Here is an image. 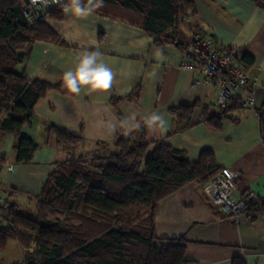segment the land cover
<instances>
[{
    "label": "crops",
    "instance_id": "crops-1",
    "mask_svg": "<svg viewBox=\"0 0 264 264\" xmlns=\"http://www.w3.org/2000/svg\"><path fill=\"white\" fill-rule=\"evenodd\" d=\"M190 1L194 15L189 23L179 24L178 40H188L190 28L197 27L217 46L235 48L239 57L250 58L246 72L258 83L246 91H252L254 106L238 105L224 116L220 130L211 129L204 114L217 113V93L210 86L194 85L195 72L180 68L184 45H157L158 36L149 35L133 14L117 7L100 4L87 15L74 16L65 10L70 0L61 9V20H43L63 44L34 42L16 70L31 80L56 85L64 72L75 70L83 55L96 52L98 62L113 73L111 85L105 90L85 86L72 95L47 91L35 104L30 124L21 130L22 137L37 145L28 163L15 162L18 137L0 134V154L13 166L12 172H1L7 204L29 212L49 174L67 160L66 148L57 146L48 132L51 126L81 138L79 155L112 147L119 137L137 138L141 131L150 144L149 154L161 143L194 163L200 152L210 151L217 168L240 173L239 190L250 188L257 200L264 199V146L257 116L264 96V10L255 0ZM191 105L195 108L189 120L170 113ZM201 186L188 183L156 204L154 237L183 239V264H264V215L255 220L244 213L237 219L226 217L209 204ZM7 215L5 207L0 208V227L6 226Z\"/></svg>",
    "mask_w": 264,
    "mask_h": 264
},
{
    "label": "trees",
    "instance_id": "trees-1",
    "mask_svg": "<svg viewBox=\"0 0 264 264\" xmlns=\"http://www.w3.org/2000/svg\"><path fill=\"white\" fill-rule=\"evenodd\" d=\"M23 4L24 0H0V134L18 137L14 145L16 163H28L37 148L33 141L21 136L22 128L31 122L37 101L51 90L74 94L64 87L63 80L50 85L17 72L34 42L63 44L43 21L30 25L22 15ZM68 4L70 0H65ZM96 4L97 0L82 1V6L91 10L96 9ZM101 4L133 14L145 32L158 36L157 45H184V55L193 47L191 32L205 34L191 27L188 40H178L179 24L190 22L194 15L190 0H102ZM255 4L264 10V0H255ZM48 17L61 20L63 14L55 9ZM242 61L245 67L251 65L246 56ZM194 108L195 105L180 106L170 113L180 120H189ZM236 108L238 101L232 99L223 112L209 117L204 114V123L218 131L224 116ZM257 116L264 146V96ZM48 132L57 146L68 150L81 143V138L52 126ZM149 145L141 131L137 138L115 139L114 152L107 157L91 156L90 165L86 164L88 154L60 163L42 186L35 215H23L16 205L6 203L8 215L6 226L0 227V252L8 241L17 240L25 245L33 242L38 254L47 258V264H183V239L161 241L154 237V208L161 199L188 183L203 185L220 168L210 151L200 152L197 161L189 163L183 152L161 143L145 157ZM64 213L79 214L80 220L92 224L102 222L101 229L85 240L79 232H70L58 221L48 220L49 216ZM86 213L91 216L86 217ZM243 213L250 220L264 215V199L250 204Z\"/></svg>",
    "mask_w": 264,
    "mask_h": 264
},
{
    "label": "built area",
    "instance_id": "built-area-1",
    "mask_svg": "<svg viewBox=\"0 0 264 264\" xmlns=\"http://www.w3.org/2000/svg\"><path fill=\"white\" fill-rule=\"evenodd\" d=\"M64 6L65 0H24L21 12L32 25L47 18L51 10H61ZM190 40L193 47L187 55H183L180 68L195 72L194 85L210 86L216 91L215 110L223 112L232 99H236L241 108L251 109L255 99L252 91L247 92L246 89L249 86L255 87L258 82L247 74L237 49L217 46L209 36L200 32H191ZM3 170L12 172L13 166L6 163L0 154V208L6 205L1 182ZM240 178L239 172L220 168L201 186L209 204L232 219H237L250 204L257 201L250 188L238 189Z\"/></svg>",
    "mask_w": 264,
    "mask_h": 264
},
{
    "label": "rangeland",
    "instance_id": "rangeland-1",
    "mask_svg": "<svg viewBox=\"0 0 264 264\" xmlns=\"http://www.w3.org/2000/svg\"><path fill=\"white\" fill-rule=\"evenodd\" d=\"M132 141V140H131ZM79 146V145H78ZM74 149H66V158H78L79 151L77 150V147ZM114 147H106V148H96L92 152L88 154V158L86 159V164L90 165L92 164L91 156L92 157H107L111 153L114 152ZM149 153L147 152L145 157ZM39 200L35 203V206L33 208H30L29 212H22L23 215L26 216H33L36 214L37 206L39 204ZM79 214H62V215H54L49 216L48 220L51 221H58V223L65 229L70 232H79L81 234V237L83 239H87L91 237L93 234H97L101 229V223H89L87 221L80 220L78 217ZM86 217H90V213H86ZM100 221V220H97ZM141 222V221H140ZM139 222V223H140ZM136 224V222H135ZM146 224V223H145ZM103 225V224H102ZM130 226H128L129 228ZM33 245L34 249H31L30 246ZM37 247L33 242H30L28 245L22 244L18 242L17 240H10L8 241L5 249L3 252H0V264H47V258L44 255H39L38 251L36 249ZM25 249H29L30 251Z\"/></svg>",
    "mask_w": 264,
    "mask_h": 264
},
{
    "label": "clouds",
    "instance_id": "clouds-1",
    "mask_svg": "<svg viewBox=\"0 0 264 264\" xmlns=\"http://www.w3.org/2000/svg\"><path fill=\"white\" fill-rule=\"evenodd\" d=\"M102 0H97L96 6H100ZM74 16L87 15L90 7L82 6L80 0H71L70 9ZM98 53L83 55L75 68L63 73L64 87L72 93H77L82 87L92 90H105L111 85L113 73L103 62H98Z\"/></svg>",
    "mask_w": 264,
    "mask_h": 264
}]
</instances>
